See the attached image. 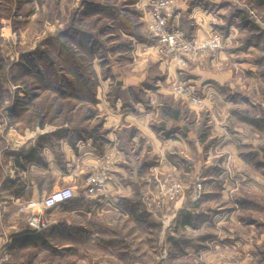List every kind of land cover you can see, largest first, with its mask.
Returning a JSON list of instances; mask_svg holds the SVG:
<instances>
[{
    "label": "rangeland",
    "instance_id": "obj_1",
    "mask_svg": "<svg viewBox=\"0 0 264 264\" xmlns=\"http://www.w3.org/2000/svg\"><path fill=\"white\" fill-rule=\"evenodd\" d=\"M143 2H148L145 9ZM152 2L0 0V124L2 117L10 118L11 126L9 135L0 127V254H10L4 241L23 227L28 205L70 186L63 182L66 142L106 134L99 105L106 98L113 102L115 95L127 98L118 88L137 64L149 71L145 86H165L156 103L171 108L174 122L187 119V128L201 137V156L192 153L180 162L199 175L186 183L162 180L165 174L155 170V202L141 193V176L136 177V193L123 206L126 213L93 206L105 190L84 195L78 187L75 204L91 205L90 220L80 218L67 227L73 205L53 210L41 230L54 224L53 215L60 217V228L43 235L42 248L49 254L39 263L264 264V0H198L211 32L219 31L225 40L222 50L201 61L174 64L184 70L202 62V75L211 79L198 90L184 74L178 75L182 81L165 82L159 66L165 58L178 63V56L161 52L148 29ZM178 21L187 37L195 36ZM145 40L152 51L139 53L136 45ZM179 82L205 105L176 98L172 88ZM105 84L109 94L102 93ZM143 142L133 145L135 154ZM91 166L77 160L68 168L80 176L75 184L82 178L87 184L95 171ZM174 186L181 194L170 200L165 191ZM3 201L14 205L4 209Z\"/></svg>",
    "mask_w": 264,
    "mask_h": 264
},
{
    "label": "crops",
    "instance_id": "obj_2",
    "mask_svg": "<svg viewBox=\"0 0 264 264\" xmlns=\"http://www.w3.org/2000/svg\"><path fill=\"white\" fill-rule=\"evenodd\" d=\"M188 1L189 0L177 1L175 8L178 12L174 14L175 19L179 20L178 22H180L182 28L186 32L200 38L208 36L212 29V27H210L208 15L202 14V12L205 13V11L202 9L198 0ZM192 1H196L194 5ZM147 5L148 2H143V9H145L144 6L146 7ZM149 46V42L145 40L142 44L136 45V51L146 54L148 50L152 51ZM144 54H140V57ZM204 57H200L199 61L203 60ZM146 59H144V61ZM164 60L165 61H162V63L159 62L161 63L159 69L163 75H166L164 78L166 83L171 81H182V78H179L178 75L184 74L187 76V79H185V77L183 78L185 82L195 81L194 89L198 90V87H201L205 81L211 79L210 77L204 78L202 75V69L200 67L202 66V62H199L198 65H194L189 69L185 68L184 70H180V68H175L174 64H178L176 59L173 61L171 60V62H169V58H165ZM134 63L137 62L134 61ZM167 64H169L168 72L162 71V67ZM134 67V70L130 73L128 78L124 79L121 88H118L121 92L126 93V95L128 94L127 98L115 95L116 97L113 99V102H110L108 98H106V100H103L99 105L100 111H102L103 116H105L103 128L106 134L99 139L85 135L84 137L71 138V140L66 142L64 147V152L66 154L65 163L68 168L74 166L76 161L79 160L87 166L92 164L93 167H91L96 170L100 165L99 160L106 153H112L114 155V162L110 169V179L107 183L105 193L101 194L98 202H95L93 206L99 207L103 205L104 207L112 208L116 211L121 209L125 213L126 211L123 206L131 201L133 194L136 193L134 192V190H136L135 182L138 181L136 177L141 176V178H139L142 181V184H140V187H142L141 193L144 192L147 197L152 195V201H154L157 199L154 171H160L159 174L161 175L165 174L162 180L181 179L186 183H191L193 179L192 176H198L199 174H197L196 169L195 171H189L190 169H187V165L180 162L181 160L186 161L188 157L191 158L190 155H192V153L194 156L200 157L202 150L201 137L196 136L195 133L187 128V119L176 120L177 122H174L175 117L171 108H169V106L163 107L164 105L160 106L156 103L157 97L165 95V86H145L144 83L147 79L146 75H148L149 71H145V65L134 64ZM161 77L159 79L163 80ZM207 87V85L204 86V90H206ZM109 91V85L105 84L102 88V93L109 94ZM135 92H137L138 98H136ZM129 98H131V100ZM174 105L180 107L178 102ZM169 115H172L171 117L174 119L171 120L169 124H164L165 119L168 118ZM2 118L6 124L2 119L1 121H3V123L1 122L2 124H0V127H7L8 129L5 135H9V133H11V126H9L7 121H10V118L7 120H5L4 117ZM200 119V115L196 113L195 119L193 120L195 123L194 125H199ZM18 124L19 123L12 125V129ZM13 132L14 134L17 133L14 130ZM140 140L144 141L143 148H141L139 154H135L133 152V145L135 143L138 144ZM123 143L126 148L123 147ZM128 146L130 148H128ZM23 155H27V151L23 152ZM68 168L65 173L66 175H64L63 182L70 184L68 187H72L75 192L78 190V187L81 188L84 195H87L86 181L82 178L80 183L75 184V182L79 180L77 177L80 176L76 170ZM140 168L142 170L141 174ZM32 169L39 172L36 166ZM74 177L75 179L73 180ZM31 184L34 188L36 182H32ZM34 190H36V187ZM77 201L78 198L76 197L73 201L68 203L73 205L74 208L66 218L67 227L71 224L80 223L78 220L80 218L90 220L91 205L75 204ZM3 202L2 208L6 206L10 208V205L13 204H9V202L5 204V201ZM28 209L29 210L25 209L24 211L27 217H25V223L19 231L11 234V232L6 230L7 234L9 232V236L7 235L4 244L6 245V250L10 252L12 257L10 264H49L50 262L39 263L44 260V255L49 254L47 250L45 251L42 248V237L45 233H53V231L59 230L60 217L57 218L53 215L55 217L52 216L51 219L52 222L54 221V224L46 231L33 230L29 227L28 218L31 210L30 208ZM16 256L19 257L20 262L16 261Z\"/></svg>",
    "mask_w": 264,
    "mask_h": 264
},
{
    "label": "built area",
    "instance_id": "obj_3",
    "mask_svg": "<svg viewBox=\"0 0 264 264\" xmlns=\"http://www.w3.org/2000/svg\"><path fill=\"white\" fill-rule=\"evenodd\" d=\"M177 0H153L148 19V29L156 38L161 52L174 53L178 56V64L186 65L187 58H200L209 53H216L224 46V36L217 30L208 36L187 37L180 27L175 24L174 8ZM172 94L176 98H182L197 107H203L205 101L200 98L184 82L175 84ZM114 162V155L106 153L99 160V168L92 173L87 180L86 194L99 195L107 186L110 179V169ZM181 194L180 187H172L165 191L170 200L177 199ZM77 197L72 187L57 189L45 196L41 202L29 205V227L33 230H41L49 223V214L64 205H67ZM10 254H0V264H8Z\"/></svg>",
    "mask_w": 264,
    "mask_h": 264
}]
</instances>
